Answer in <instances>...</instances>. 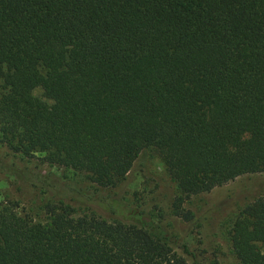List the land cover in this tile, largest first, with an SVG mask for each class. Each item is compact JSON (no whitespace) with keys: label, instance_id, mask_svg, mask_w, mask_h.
<instances>
[{"label":"trees","instance_id":"obj_1","mask_svg":"<svg viewBox=\"0 0 264 264\" xmlns=\"http://www.w3.org/2000/svg\"><path fill=\"white\" fill-rule=\"evenodd\" d=\"M0 146L61 173L0 159L43 197L34 215L0 203V264H203L141 205L98 192L150 150L190 222L191 197L264 173V0H0ZM229 241L238 264H264V196Z\"/></svg>","mask_w":264,"mask_h":264},{"label":"rangeland","instance_id":"obj_2","mask_svg":"<svg viewBox=\"0 0 264 264\" xmlns=\"http://www.w3.org/2000/svg\"><path fill=\"white\" fill-rule=\"evenodd\" d=\"M34 94L40 96L41 91L37 89ZM0 159L24 173L40 172L56 177L61 174L38 159L22 160L14 157L1 146ZM27 178L21 174L13 179L0 173V203H14L17 211H31L34 215L42 205L43 197ZM77 180L78 186L90 187L86 180ZM98 194L125 204L141 205L148 214L195 250L203 264H238L230 248L231 224L245 206L264 196V173L245 175L208 193L191 197L185 204V209L193 214L190 222L171 215L170 207L177 194L176 188L158 156L150 150L141 152L117 188L100 190ZM72 205L77 208L76 204ZM96 213L106 220L113 218L101 210L96 209Z\"/></svg>","mask_w":264,"mask_h":264}]
</instances>
